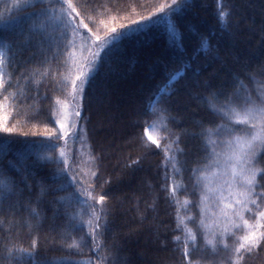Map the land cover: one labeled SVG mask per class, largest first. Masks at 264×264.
Returning a JSON list of instances; mask_svg holds the SVG:
<instances>
[{
	"label": "trees",
	"instance_id": "trees-1",
	"mask_svg": "<svg viewBox=\"0 0 264 264\" xmlns=\"http://www.w3.org/2000/svg\"><path fill=\"white\" fill-rule=\"evenodd\" d=\"M16 2L0 0V18L7 17ZM88 2L91 5L90 15L101 34L104 24L110 27L130 25L128 37L118 43L117 51L111 57H105L99 72L93 73V78L85 86L79 120V128L84 130L80 146L85 155L77 146L72 147L74 142L70 143L71 139L67 140L66 146L72 171L85 174L97 172L95 191L107 194L103 207L108 224L104 235L98 237L104 245L100 254L108 258L107 264H181V250L173 240L175 235L180 234L176 230L177 205L167 190L171 181L165 176L164 154L154 145L145 146L141 139L143 121L150 118L146 116L149 103L167 84L169 74L183 70L185 63L190 64L185 77L168 89L175 94L163 99L167 101L170 114L176 118V122L169 127L181 135L180 147L184 149V154L179 160L184 166L183 182L188 192L192 193L190 169L204 153L198 137L183 133L185 130L198 132V125L202 122H221L210 112L203 99L198 98L206 96L207 92L196 82L207 80L218 90L231 91L236 73H242L245 66L256 68L264 64V0H224L231 5L234 19L238 22L228 32L222 30L218 22L219 0H183L190 7L180 16L182 38H173L168 33V18L163 14L152 16L161 3H170L171 0ZM28 11L34 9L29 8ZM141 16L152 18L139 25L131 24L133 20L139 21ZM201 34L211 36L219 59L214 58L216 52L198 50ZM13 53L14 63L22 65L17 75L24 68L43 71L45 67H50L53 74L41 81L39 95L36 94L35 84L22 79L20 86L25 95L19 97L14 108L7 109L8 123L15 126L16 131L11 135L0 132V168L15 178L16 171L8 167L9 161L15 163L21 156H27L31 163L36 158L33 153L37 151L41 155L58 157V150L51 152L38 148V145L46 140L45 129L56 127L51 109L56 98L64 100L68 97L70 86L65 89L63 81L65 77L69 78L70 71L58 61L43 65L40 47L23 52L13 49ZM45 54L51 56V53ZM59 73H64V76ZM13 83H16L15 79ZM245 83L255 87L248 81ZM63 143L60 141L61 145ZM80 158L87 160L82 163L85 171L78 168ZM133 160H139V163L132 164ZM41 163L43 166L35 169V182H29L32 184L31 193L25 191L22 201L26 203L30 199L32 206H36L38 200L42 201L39 204L42 214L40 227L30 228L23 223L28 219L27 211L21 210L14 217L0 212V264H8L6 247L15 245L16 248L30 249L33 240H37L35 264L62 258L80 261L95 259L89 246L83 247L81 253L67 249V243L73 237L78 239L84 235L87 228L69 234L66 218L61 215L52 219L49 204L52 197L42 195L40 184L42 181L50 182L58 166L44 161ZM167 170L170 173V165ZM84 179L91 181L93 178L85 175ZM179 198H184L183 192ZM190 198L197 201L198 194ZM198 211V208L191 209L192 214ZM227 242L231 248L233 238L230 237ZM229 256L231 252L224 250L222 245L214 250L201 241L194 259L197 264H224ZM24 264L33 262L25 258ZM243 264H264V244L245 254Z\"/></svg>",
	"mask_w": 264,
	"mask_h": 264
},
{
	"label": "snow or ice",
	"instance_id": "snow-or-ice-1",
	"mask_svg": "<svg viewBox=\"0 0 264 264\" xmlns=\"http://www.w3.org/2000/svg\"><path fill=\"white\" fill-rule=\"evenodd\" d=\"M189 7L183 0H171L170 3H161L152 16L163 14L168 18V33L173 38H182L180 16ZM29 8L34 11L29 12ZM90 8L88 0H17L13 11L0 18V132L11 135L16 131L15 126L9 125L6 113L8 108L15 107L20 96L25 95L20 81L23 79L35 84L36 94L39 95L41 81L53 75L50 67H45L43 71L24 68L17 75L22 65L14 63L13 49L23 52L40 47L43 65L58 61L70 72L74 70L75 74L70 79L64 78L63 86L65 89L70 86V97L75 101L77 97L83 98L85 86L93 78L92 74L99 72L105 57H111L117 51L118 43L128 37L130 25L126 24L118 27L104 24L101 34L90 15ZM152 16H141L139 21L133 20L131 24L139 25L151 20ZM234 17L231 5L219 0L218 22L221 29L230 31L238 23ZM90 24L93 26L90 27ZM197 47L204 52H216L214 58L219 59L211 36L201 34ZM77 52L80 53L79 58ZM45 53H51V56ZM85 53L88 55L85 56ZM189 68L191 65L185 63L183 70L170 73L167 84L151 99L146 112L150 118L143 121L141 139L146 147L154 145L164 154L165 176L171 181L167 190L177 205L176 230L180 234L175 235L173 240L181 250V264H197L194 254L199 250L201 241L214 250L222 245L224 250L230 251L231 256L224 264H243L245 254L264 244V64L256 68L245 66L242 73H236L231 91L218 90L207 80L196 82L207 92L206 96L198 98L203 99L210 112L221 122H202L198 125V132L185 130L183 133L198 137L204 153L190 169L192 193L188 192L183 182L184 166L179 160L184 154V149L180 147L181 135L169 127L176 122V118L170 114L167 101L163 99L175 94L168 89L184 78ZM59 75L64 76V73ZM245 81L255 87H249ZM13 88L16 91H12ZM70 107L68 97L54 100L51 115L55 117L56 127L46 128V140L38 145V148L51 152L58 150V157L41 155L37 151L33 153L36 158L31 163L27 156H21L15 163L9 161L8 167L16 171L15 178L0 168V212L14 217L21 210L27 211L28 219L23 223L39 229L42 220L39 204L42 201L38 200L36 206H32L30 199L26 203L22 201L25 191L31 193L32 184L29 182H35V169L43 166L41 161L54 163L58 171L52 173L50 182L42 181L40 184L42 195L52 197L49 201L52 219L61 215L66 218L69 234L86 227L87 232L78 239L73 237L67 243V249L81 253L83 247L89 246L95 259L80 261L62 258L45 261L44 264H107L108 258L100 254L104 245L98 241V237L107 231V213L103 207L107 194L95 191L97 172L74 173L69 165L66 155L68 137L84 139V130L79 128L81 111L72 112ZM73 116L76 117L75 123ZM60 141L64 143L61 145ZM138 163L139 160L132 161V164ZM169 165L170 173L167 170ZM85 175L93 179L86 181ZM181 192L184 195L182 200L179 198ZM193 194H198L197 201L190 198ZM192 208L199 211L192 214ZM230 237L233 238L231 248L227 242ZM36 245L37 240H33L30 249L16 248L15 245L6 247L5 259L8 264H24L25 258L35 264Z\"/></svg>",
	"mask_w": 264,
	"mask_h": 264
},
{
	"label": "rangeland",
	"instance_id": "rangeland-1",
	"mask_svg": "<svg viewBox=\"0 0 264 264\" xmlns=\"http://www.w3.org/2000/svg\"><path fill=\"white\" fill-rule=\"evenodd\" d=\"M166 23H167V21H166ZM84 55L87 56L88 53H85ZM79 56H80V53L77 52V57L79 58ZM74 74H75L74 70H72L71 72H69V75H68L69 79H70L71 76L74 75ZM68 99H69V101H70V105H71V107H70V111H72V112H75L76 110H79V111H80L81 98L77 97V99H76L75 101H72V100H71V97H70V92H69ZM77 106H79V107H77ZM72 120H73V122L75 123V121H76V117L73 116V117H72ZM79 120H80V118H79ZM74 131H75V129H74ZM69 139H71V140H69ZM68 140H69L70 143H73V142H74V144L72 145V147L77 146V148H79L80 153H81L82 155H85V153L83 152V148L80 146L82 143H81V140H80L79 138H74V137L70 136V137H68ZM83 140H84V139H83ZM75 142H77V143H75ZM75 144H78V145H75ZM85 162H87V160H82V159L80 158V163L78 164V168H79L80 170H84V171H85V169H83V164H82V163H85Z\"/></svg>",
	"mask_w": 264,
	"mask_h": 264
}]
</instances>
